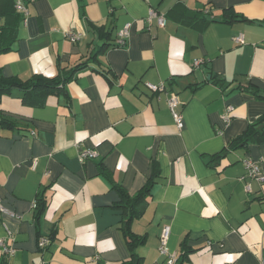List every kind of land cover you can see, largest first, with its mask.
I'll return each mask as SVG.
<instances>
[{
    "label": "crops",
    "instance_id": "crops-1",
    "mask_svg": "<svg viewBox=\"0 0 264 264\" xmlns=\"http://www.w3.org/2000/svg\"><path fill=\"white\" fill-rule=\"evenodd\" d=\"M16 1L0 0V30L17 27L0 53L4 76L54 78L87 63L41 105L24 103L35 93L20 89L0 99L1 115L16 120L0 126V203L20 216L0 212V239L10 230L15 248L9 257L0 250V264L128 260L112 183L134 196L152 162L159 175L144 212L130 222L145 238L135 248L142 264L164 261L165 225L167 249L180 258L174 264H263L264 182L250 180L247 191L241 177L247 157L264 174V143L226 147L264 115V0H19L25 18ZM149 8L164 13L163 27L148 24ZM228 8L236 17L227 22ZM126 23L127 42L115 47ZM104 43L109 48L91 56ZM146 81L163 82L165 92H151ZM171 93L180 128L166 103ZM227 105L233 109L224 124ZM84 149L97 155L81 161ZM39 192L46 206L36 218ZM41 236L49 240L43 249Z\"/></svg>",
    "mask_w": 264,
    "mask_h": 264
},
{
    "label": "trees",
    "instance_id": "trees-1",
    "mask_svg": "<svg viewBox=\"0 0 264 264\" xmlns=\"http://www.w3.org/2000/svg\"><path fill=\"white\" fill-rule=\"evenodd\" d=\"M223 13L224 20L227 22L234 20V18L236 17V14L233 13V10L231 8L225 9ZM19 15L22 16L21 13H19ZM14 16H18V14H15ZM10 23L11 22L5 23L0 30V53L7 51L10 48V43L16 37L17 27H14ZM98 34L100 38L108 39L109 37L99 29ZM107 48H109V44L104 43L97 51L92 53L91 56L95 57L99 53L104 52ZM86 63L87 62L80 63L68 70L60 69L59 73L54 78H46L39 75H34L27 80H22L17 76H4L0 70V99L3 95L9 94L13 89H20L23 91H32L35 93L36 96L25 97L24 103L32 105H41L47 95L54 94L62 90L64 84L71 80L73 76L82 67L85 66ZM220 80L221 79L217 80L216 82L219 84ZM15 124V119L2 116L0 113V126L13 127ZM250 143H264V115H261L253 123L249 124V126L240 135L232 139L227 144L226 149L233 150L240 147L246 148ZM219 155H221V153H219L217 157ZM102 170H104V168H102ZM103 173L105 172L103 171ZM158 175L159 168L154 162H152L151 174L147 182L134 196H129L119 184L114 182L112 183L113 189L117 192L119 196V202H117V204H115L114 206L122 209L121 230L123 232L127 247L130 250L129 259L121 262L120 264H142L143 257H141L135 252V248L143 244L145 238L143 235H138L130 229V222L133 218L140 217L144 212L146 205L145 199L151 194L152 188L156 183ZM35 202V217L38 218L42 214L46 206V200L42 192H39L37 194V196L35 197ZM181 245L182 248L185 249L184 242H182ZM186 253H188L187 250L183 252V255L181 257H183ZM176 259L177 260L175 262H177L180 258L176 257Z\"/></svg>",
    "mask_w": 264,
    "mask_h": 264
},
{
    "label": "built area",
    "instance_id": "built-area-1",
    "mask_svg": "<svg viewBox=\"0 0 264 264\" xmlns=\"http://www.w3.org/2000/svg\"><path fill=\"white\" fill-rule=\"evenodd\" d=\"M15 9L22 14L23 18H25L28 15V10L25 7V5L21 1L15 2ZM146 20L148 24L150 25L153 20H155V23L159 27H163L166 22V18L163 12L157 11L153 8H149L146 16ZM130 23H126L117 33L115 47H123L125 46L127 42V38L129 36V30H130ZM65 35L73 42L77 41L80 38V35L73 32H65ZM235 43L243 44L244 39L242 34H237L234 36ZM202 63V60L198 59L194 61V66H199ZM145 87L150 90L151 92H165V86L163 82L159 83H152V82H144ZM166 103L167 106L171 112V115L174 119V122L176 125L180 128L183 125V119L180 111L177 110V107L179 105V100L176 96V94L171 93L166 97ZM233 107L231 105H227L224 109V112L221 115V120L224 124H228L230 121V113L232 111ZM97 155L96 151L92 149H84L80 151L79 158L81 161H85L87 159H92ZM245 173L241 177L243 180H247L245 182V190H250V180L254 179L259 182H264V174H262L259 163L250 158L247 157L243 160ZM36 202L33 203V208H35ZM0 212L4 215L10 216V217H16L20 218L18 214L15 212H12L11 210L7 209L0 203ZM169 231L170 227L168 225H165L163 227V230L159 236V246H158V252L161 256H164V261L161 264H174L176 261V256L174 253H171L167 249V240L169 237ZM49 240L48 238H45L43 236L39 237L38 240V246L40 248H45L48 244ZM0 250L8 257L13 255L15 252V248L13 247V235L10 230H7V235L5 238L0 239ZM264 264V261H263Z\"/></svg>",
    "mask_w": 264,
    "mask_h": 264
}]
</instances>
